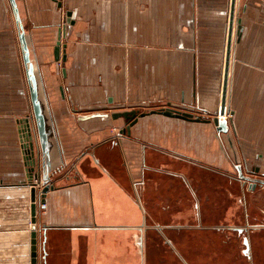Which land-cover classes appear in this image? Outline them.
<instances>
[{
	"label": "crops",
	"instance_id": "obj_1",
	"mask_svg": "<svg viewBox=\"0 0 264 264\" xmlns=\"http://www.w3.org/2000/svg\"><path fill=\"white\" fill-rule=\"evenodd\" d=\"M16 4L65 162L37 212V264H264V228L250 233L251 259L218 251L242 225L231 165L264 180V0ZM228 36L231 117L219 133ZM170 104L211 122L152 114L121 137L122 117L78 119ZM28 111L15 15L0 0V264H30L31 187L17 134ZM248 218L254 227L264 210L250 205Z\"/></svg>",
	"mask_w": 264,
	"mask_h": 264
},
{
	"label": "water",
	"instance_id": "obj_2",
	"mask_svg": "<svg viewBox=\"0 0 264 264\" xmlns=\"http://www.w3.org/2000/svg\"><path fill=\"white\" fill-rule=\"evenodd\" d=\"M12 11L15 15L16 24L18 27V38L20 42V47L22 51V58L25 67V73L27 78V84L29 89L30 101L32 105V113L36 123L37 134L40 143V150L42 155L41 172L36 176L37 179L41 180V199L40 202L45 201L46 193L53 189L52 179L53 176L60 174L65 167V162L63 158V152L58 139V134L54 122V118L49 105L48 97L46 94L45 86L42 79V74L36 57L34 56L32 50H30V38L25 33L22 20L19 15V10L16 4V0H9ZM234 4H231V16H233ZM231 25V24H230ZM232 28L230 26V35ZM230 38L228 40L227 46V56L225 65V76L222 92V106H224V99L226 96V83L228 74V63L230 55ZM59 48L55 49V58H59ZM32 53V56H31ZM192 109L186 106H180L177 104H170L167 108H159L149 110L147 112H140L139 110H126L123 112H116L113 114L95 112L90 115L79 116V120H86L90 118L99 117L102 119H108L109 117L117 119L119 117L124 118L126 123V128L121 130V134L129 135V128L136 123L138 117H144L146 115L160 114L167 117L179 118L187 121L204 122L209 123L211 120L205 119L202 116L194 115L191 113ZM214 123L217 126V131L219 133H227L228 126L227 121L223 119H215ZM238 172L239 179L243 182H249L251 188H255L257 183L264 187V180H253L242 173L240 165L235 166ZM28 175V181L23 184L25 186L32 185L31 182L33 177ZM36 190L34 187L30 189V264H37V235H36Z\"/></svg>",
	"mask_w": 264,
	"mask_h": 264
},
{
	"label": "flooded vegetation",
	"instance_id": "obj_3",
	"mask_svg": "<svg viewBox=\"0 0 264 264\" xmlns=\"http://www.w3.org/2000/svg\"><path fill=\"white\" fill-rule=\"evenodd\" d=\"M243 183H247L248 189L246 190L247 193L250 194V192H252L253 194L256 193V189L257 186L260 184L257 183V185L255 186V188H251L250 187V183L249 182H243ZM246 192H243L240 194L239 196V203L242 204L241 208H243L244 212H245V216L247 218V220L249 219V206L251 205V201L249 200V198H247L248 194H245ZM245 203V205H244ZM241 210V211H243ZM243 214V213H241ZM240 214V216H241ZM242 217V216H241ZM250 224L245 223L242 225L237 226L236 228H234V233H236L234 236V240L233 239H225L224 240V244H218V251H220L221 255L222 254V250L223 251H227V250H231V257L233 259H236V254H241L243 255L246 259H251L252 258V254H251V242H250V233L254 232L260 228H264V222H259L258 224H256L254 227L249 226ZM232 240V241H231ZM227 242V243H226ZM232 243V244H231ZM224 248V249H223ZM237 264H243L242 262H238ZM246 264V263H245Z\"/></svg>",
	"mask_w": 264,
	"mask_h": 264
},
{
	"label": "bare ground",
	"instance_id": "obj_4",
	"mask_svg": "<svg viewBox=\"0 0 264 264\" xmlns=\"http://www.w3.org/2000/svg\"><path fill=\"white\" fill-rule=\"evenodd\" d=\"M17 126L19 144L23 155L24 165L26 161L28 163V169L31 168L32 173H34V166L38 160V155H40L41 159L42 155L33 114L28 111L24 117L18 118ZM25 170L27 171L26 166Z\"/></svg>",
	"mask_w": 264,
	"mask_h": 264
},
{
	"label": "rangeland",
	"instance_id": "obj_5",
	"mask_svg": "<svg viewBox=\"0 0 264 264\" xmlns=\"http://www.w3.org/2000/svg\"><path fill=\"white\" fill-rule=\"evenodd\" d=\"M226 87H227V85H226ZM223 92V91H222ZM226 97V96H225ZM224 108H225V110H223L224 111V119L223 120H226L227 122H228V120L230 119V117H231V115L227 112V103H226V98L224 99ZM221 107H222V100H221ZM30 113H32V111H30ZM26 114V113H25ZM25 114H23V115H21L20 117H24L25 116ZM19 117V118H20ZM219 118V117H218ZM218 118H216V119H218ZM18 134V133H17ZM122 135L123 134H119V136H121L122 137ZM18 140H19V137H18ZM21 150V149H20ZM23 162H24V160H23ZM41 163H42V159H41V157H40V155H38V160H37V162H36V165L34 166V168H35V171H34V173L38 170V174H40V172H41ZM25 166V165H24ZM236 165H231V170H232V172H235V173H237L238 174V172H237V169H236V167H235ZM241 166V169H242V173H243V171H245L246 170V168H247V166H244V165H240ZM37 174V175H38ZM244 174V173H243ZM245 175V174H244ZM248 177V176H247ZM37 179V178H36ZM239 180V186H240V189L242 190V192H246L245 194L248 196L247 198H249V200L251 201V205L253 206V207H255L256 208V210H259V212L261 213V212H263V210H264V195H263V193H262V191L264 192V187L263 186H257V189H258V191H256L257 193H252V192H250V194L249 193H247V189H248V186H247V183H243V180H241V179H238ZM41 188H42V184H41V186H38L37 187V190L39 191V190H41ZM256 189V190H257ZM260 189V190H259ZM242 192H240V193H242ZM239 205L240 206H242V204H240L239 203ZM244 205H245V203H244ZM241 210H243V208H241L240 209V214L241 213H243V214H241V216L242 217H240V221H239V223L240 224H245V223H247L248 221H247V218L246 217H244L245 215V212H244V210L243 211H241ZM253 223H255V222H253Z\"/></svg>",
	"mask_w": 264,
	"mask_h": 264
},
{
	"label": "built area",
	"instance_id": "obj_6",
	"mask_svg": "<svg viewBox=\"0 0 264 264\" xmlns=\"http://www.w3.org/2000/svg\"><path fill=\"white\" fill-rule=\"evenodd\" d=\"M223 110H225L224 106L221 107L220 112L218 113V116H217V118L219 117L218 119H224V117H223L224 116V111ZM27 165H28V163L25 161V166H26V169H27L26 172H27V174H29L30 176L33 177V180L31 182L32 185H30V187L31 188L34 187L35 190H36V201L35 202H36V205H37V212H38L39 209H42V208L45 207V201L43 203L40 202V199H41V190H39V191L37 190V187L38 186H41V180L36 179V176L39 173L38 170L35 173H32V169L31 168L28 169V166ZM37 212H36V218H37Z\"/></svg>",
	"mask_w": 264,
	"mask_h": 264
}]
</instances>
